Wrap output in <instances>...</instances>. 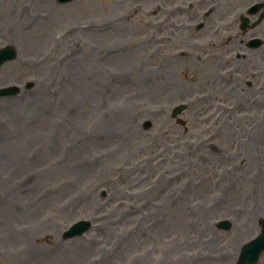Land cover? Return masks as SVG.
<instances>
[{"label": "rangeland", "instance_id": "obj_1", "mask_svg": "<svg viewBox=\"0 0 264 264\" xmlns=\"http://www.w3.org/2000/svg\"><path fill=\"white\" fill-rule=\"evenodd\" d=\"M199 1L0 0V48L15 50L0 88L20 93L0 104L12 150L0 207L27 195L3 223L0 264H236L264 220V20L240 39L223 25L255 0H221L220 18L200 15L217 0ZM253 35L263 47L247 50ZM29 100L36 108L15 113ZM79 220L90 230L63 240ZM79 246L84 260H66Z\"/></svg>", "mask_w": 264, "mask_h": 264}, {"label": "bare ground", "instance_id": "obj_2", "mask_svg": "<svg viewBox=\"0 0 264 264\" xmlns=\"http://www.w3.org/2000/svg\"><path fill=\"white\" fill-rule=\"evenodd\" d=\"M18 28V30H20L21 29V27L20 26H18L17 27ZM92 37H95V36H92ZM46 38H48L47 36L45 37V38H43V37H41V36H39V37H37V38H35V43L39 46V44H41L42 43V40H46ZM7 40H8V42L9 43H13L14 41H16V39H15V36H13V35H10V34H8V38H6ZM86 56V55H85ZM82 58V57H81ZM80 58H77V59H75V60H79ZM74 59H73V61H69V62H71L70 64H69V66H68V72H78L79 70H80V68H79V66H78V63H76L77 61H75ZM81 62V61H80ZM34 77V79L37 81L38 80V76H33ZM207 77V76H206ZM205 77V78H206ZM208 81V83L210 84V88L212 89V90H216V89H218V87L220 86V83L219 82H217L216 80H214V79H212V78H210L209 80H207ZM212 90H211V92H212ZM212 94H214L213 92H212ZM2 102H10V103H16V102H18V100H14V99H8V100H4V101H0V104L2 103ZM19 104V106H21V108H17V109H15V113H20L21 111H32L34 108H36V106H37V103L34 101V100H29V102H27V103H23V102H21V103H18ZM201 107H203V106H199V108H201ZM198 108V109H199ZM7 111V107L6 108H0V112H6ZM27 113V112H26ZM262 125V124H261ZM259 127H261V126H259ZM253 136V133L252 134H250V140H252L254 137H252ZM56 140V139H55ZM256 140V139H255ZM254 140L252 141V147L254 146ZM1 144H0V159H4L5 157H10L9 156V151H11L12 152V150H10V149H1ZM249 146V145H248ZM6 159H8V160H10V158H6ZM72 170V169H71ZM72 171H74V170H72ZM74 172H76V174H77V176H79V175H81V174H83L82 173V171H79V170H76V171H74ZM241 175H244V176H242L241 178H242V180H241V183H243V186H245L246 188H247V183L245 182V180L246 179H248L247 178V176L245 175V174H241ZM7 184H10V183H7ZM7 184H5V187H7ZM8 187H10V186H8ZM8 187L7 188H3V190H0V197L1 196H3V194H2V192L4 193V194H7V192L9 193V191H11L12 189H8ZM2 191V192H1ZM206 192V191H205ZM206 194L207 193H205V194H203L204 196H206ZM27 196V195H26ZM26 196H24V198H22L23 200H18V201H15V198L14 199H12L11 200V203H10V208L9 209H11L10 211H4V210H0V239L3 237V233H2V228L4 227V224L3 223H5V222H7V217L9 216V215H11V213H15V212H18L20 209H24L25 207H27V204H26V202L24 201V200H26ZM27 201V200H26ZM31 200L28 198V202H30ZM242 209L243 210H245L246 212H247V215H248V217H253V219L257 216V213L259 214V213H262V211H256L255 210V208L254 207H252L251 205L250 206H247L246 204L245 205H242ZM17 214V213H16ZM251 218H250V220L249 221H251ZM176 223V222H175ZM6 225V224H5ZM237 226H236V231H235V235H234V237H237V236H239V235H241V234H244V233H246L247 231H246V226H245V221H242V222H239L238 224H236ZM133 244V243H132ZM131 245V244H130ZM130 245L127 247V249L130 247ZM85 252H87L86 250H85V248L83 247V246H79L78 248H76L73 252H70V253H68V255L67 256H65V257H67L66 258V260H72V259H74V260H76V261H78L79 259L80 260H84V256H85ZM234 257V256H233ZM58 262V260H56V261H45L43 264H56Z\"/></svg>", "mask_w": 264, "mask_h": 264}, {"label": "water", "instance_id": "obj_3", "mask_svg": "<svg viewBox=\"0 0 264 264\" xmlns=\"http://www.w3.org/2000/svg\"><path fill=\"white\" fill-rule=\"evenodd\" d=\"M179 109H180V108H179ZM179 109H178V110H179ZM178 110H177V111H178ZM260 238H261V243H260V245L264 247V228H263V232H262ZM239 264H250V262H246V261H245V252H243V254H242L241 258H240V262H239Z\"/></svg>", "mask_w": 264, "mask_h": 264}]
</instances>
